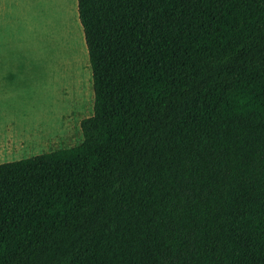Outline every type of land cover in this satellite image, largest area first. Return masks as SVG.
<instances>
[{
  "label": "trees",
  "instance_id": "obj_1",
  "mask_svg": "<svg viewBox=\"0 0 264 264\" xmlns=\"http://www.w3.org/2000/svg\"><path fill=\"white\" fill-rule=\"evenodd\" d=\"M83 139L0 163V264H264V0H77Z\"/></svg>",
  "mask_w": 264,
  "mask_h": 264
},
{
  "label": "rangeland",
  "instance_id": "obj_2",
  "mask_svg": "<svg viewBox=\"0 0 264 264\" xmlns=\"http://www.w3.org/2000/svg\"><path fill=\"white\" fill-rule=\"evenodd\" d=\"M85 45L76 0H11L0 21V66L16 69L17 100L7 109L17 144L2 162L82 141L95 97Z\"/></svg>",
  "mask_w": 264,
  "mask_h": 264
},
{
  "label": "crops",
  "instance_id": "obj_3",
  "mask_svg": "<svg viewBox=\"0 0 264 264\" xmlns=\"http://www.w3.org/2000/svg\"><path fill=\"white\" fill-rule=\"evenodd\" d=\"M10 6L11 0H0V18L2 21L6 20V17L10 14ZM86 48L85 51H87ZM15 71L16 69L12 67L0 66V163L14 154V148L17 144L15 134L8 133L11 119L7 109L17 100L15 87L13 86L15 83L13 73Z\"/></svg>",
  "mask_w": 264,
  "mask_h": 264
}]
</instances>
